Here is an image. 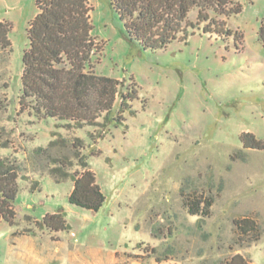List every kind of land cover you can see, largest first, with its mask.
Listing matches in <instances>:
<instances>
[{"label":"rangeland","instance_id":"1","mask_svg":"<svg viewBox=\"0 0 264 264\" xmlns=\"http://www.w3.org/2000/svg\"><path fill=\"white\" fill-rule=\"evenodd\" d=\"M89 5L101 45L92 69L122 85L97 125L66 127L19 104L36 0H0L11 42L10 53H0V156L21 167L14 221L0 222V264H77L75 255L100 250L120 254L110 264H220L235 253L264 264V147L240 140L250 132L264 142V0H231L226 7L238 11L210 10L222 27L205 31L202 22L159 50L127 39L110 0ZM132 83L137 98L120 107ZM76 138L105 196L97 211L70 204L72 178L48 173L51 157L68 158L69 173L79 170ZM209 199L206 215L188 213L186 203L201 209ZM53 213L66 222L57 235L55 218L43 221ZM243 218L260 226L259 237V229L234 223Z\"/></svg>","mask_w":264,"mask_h":264},{"label":"trees","instance_id":"2","mask_svg":"<svg viewBox=\"0 0 264 264\" xmlns=\"http://www.w3.org/2000/svg\"><path fill=\"white\" fill-rule=\"evenodd\" d=\"M229 3L231 0H110L112 9L123 23L127 39L150 50L164 49L177 38L186 39L189 28L202 22L205 31L222 27L223 22L217 21L210 10L224 15L238 11L239 6L226 7ZM36 6L37 13L27 29L28 47L22 55L21 108L44 118L65 121L66 127L97 125L99 117L112 111L122 81L98 75L92 69V58L100 52L101 45L92 35L89 0H36ZM193 9L197 11L194 21L188 17ZM9 29V24L0 20V53L11 51ZM258 38L264 44V19L258 29ZM120 98V107L137 98L134 83ZM116 120L123 121L124 117L119 114ZM240 140L244 148L264 147V142L250 132H243ZM60 141L64 140L61 138ZM75 141L74 156L79 170L69 173L65 170L71 165L68 158L51 157L49 161L55 165L48 173L57 181L72 178L73 187L68 195L70 204L97 211L105 196L89 167L87 155L82 152V140L76 138ZM57 142L58 138H55L46 148L36 147L33 154L46 153ZM20 168L15 158L0 156V222L14 221L13 202L18 191ZM209 201L201 209L194 201L185 205L191 215H206ZM53 218L52 229L66 227L60 213L45 215L43 221ZM234 223H242L243 231L259 229L258 237L261 235L260 226L249 218L234 220ZM220 264L252 263L242 254L235 253Z\"/></svg>","mask_w":264,"mask_h":264},{"label":"crops","instance_id":"3","mask_svg":"<svg viewBox=\"0 0 264 264\" xmlns=\"http://www.w3.org/2000/svg\"><path fill=\"white\" fill-rule=\"evenodd\" d=\"M64 225L66 226L65 220H64ZM51 231L54 232L53 233L54 235H57V233L60 231V229L54 230V229L51 228ZM117 254H119V253L116 252L115 254H113L111 252H107V251H104V250H100V251H98L96 253H93V252H84L82 254L75 255L74 261L77 264H110L111 261H114V258L116 257L115 255H117ZM247 259L252 264H255L250 258H247ZM72 264H74V263L72 262Z\"/></svg>","mask_w":264,"mask_h":264}]
</instances>
